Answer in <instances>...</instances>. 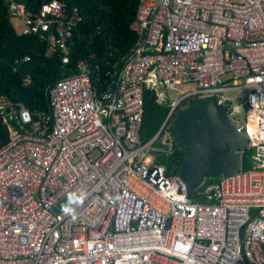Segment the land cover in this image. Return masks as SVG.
Here are the masks:
<instances>
[{"label":"built area","instance_id":"1","mask_svg":"<svg viewBox=\"0 0 264 264\" xmlns=\"http://www.w3.org/2000/svg\"><path fill=\"white\" fill-rule=\"evenodd\" d=\"M7 2L21 33L70 62L76 8ZM131 28L137 40L104 84L81 59L48 89V110L1 98L12 136L0 149V264H264V0H139ZM150 86L177 95L144 141ZM224 91L243 94L232 105ZM199 97L226 106L254 163L189 196L157 155L174 152L175 115ZM71 192L86 194L75 218L59 206Z\"/></svg>","mask_w":264,"mask_h":264},{"label":"trees","instance_id":"2","mask_svg":"<svg viewBox=\"0 0 264 264\" xmlns=\"http://www.w3.org/2000/svg\"><path fill=\"white\" fill-rule=\"evenodd\" d=\"M32 12H38L45 1L16 0ZM68 11H79L81 19L73 27L71 60L62 62V51L48 53L49 44L39 34H23L11 21L7 0H0V100L22 103L31 111L49 109L48 89L59 79L77 71V63L87 59L91 66L100 65L101 82L107 77L105 71L123 60L137 40L131 23L135 19L139 0H59ZM65 70V73L63 71ZM163 89L146 87L141 137L152 138L160 129L171 102L160 97ZM254 114H252V120ZM10 122L4 120L0 109V149L11 140ZM172 130V128H171ZM258 140V131L254 133ZM156 145H161L157 140ZM252 150L243 152L242 169L253 167ZM184 159L182 151L175 145L174 152L166 157L158 154L157 160L177 171ZM211 180V179H210ZM202 189V186L198 191ZM199 193H196V196ZM196 199L203 197H195Z\"/></svg>","mask_w":264,"mask_h":264},{"label":"water","instance_id":"3","mask_svg":"<svg viewBox=\"0 0 264 264\" xmlns=\"http://www.w3.org/2000/svg\"><path fill=\"white\" fill-rule=\"evenodd\" d=\"M171 127L184 155L178 174L189 196L207 178L234 175L242 165L243 152L250 147L245 130L231 120L226 106L210 98L193 99L177 112Z\"/></svg>","mask_w":264,"mask_h":264},{"label":"rangeland","instance_id":"4","mask_svg":"<svg viewBox=\"0 0 264 264\" xmlns=\"http://www.w3.org/2000/svg\"><path fill=\"white\" fill-rule=\"evenodd\" d=\"M11 21L17 30H21L23 28L22 21L19 18L11 17ZM230 76H231L230 74H225V75H223V78L226 79V78H229ZM163 90L165 92V98L167 100H172L177 95L176 92L174 90H171L170 88H164ZM223 94H224V97L228 98L230 103L232 105H234L237 103V97L241 96L243 94V92H240V91H224ZM164 137H165V134H163L161 138H164Z\"/></svg>","mask_w":264,"mask_h":264},{"label":"clouds","instance_id":"5","mask_svg":"<svg viewBox=\"0 0 264 264\" xmlns=\"http://www.w3.org/2000/svg\"><path fill=\"white\" fill-rule=\"evenodd\" d=\"M189 105V104H188ZM85 193L71 192L68 194L65 203L61 205V213L75 218V209L83 204Z\"/></svg>","mask_w":264,"mask_h":264},{"label":"crops","instance_id":"6","mask_svg":"<svg viewBox=\"0 0 264 264\" xmlns=\"http://www.w3.org/2000/svg\"><path fill=\"white\" fill-rule=\"evenodd\" d=\"M253 153V152H252ZM252 163H254V159H252Z\"/></svg>","mask_w":264,"mask_h":264},{"label":"bare ground","instance_id":"7","mask_svg":"<svg viewBox=\"0 0 264 264\" xmlns=\"http://www.w3.org/2000/svg\"><path fill=\"white\" fill-rule=\"evenodd\" d=\"M258 139H259V137H258Z\"/></svg>","mask_w":264,"mask_h":264}]
</instances>
